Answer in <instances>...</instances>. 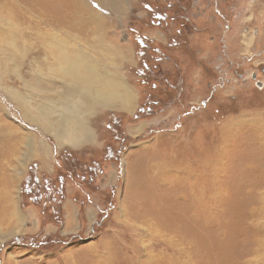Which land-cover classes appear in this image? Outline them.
Listing matches in <instances>:
<instances>
[{
  "label": "rangeland",
  "instance_id": "374dc122",
  "mask_svg": "<svg viewBox=\"0 0 264 264\" xmlns=\"http://www.w3.org/2000/svg\"><path fill=\"white\" fill-rule=\"evenodd\" d=\"M214 1L82 0L100 19L83 58L133 91L129 108L48 85L28 15L2 12L16 35L0 34V124L17 149L0 161L15 205L0 264H264V0H225L243 15L241 54L219 42L206 58ZM73 102L90 128L75 146L30 120L39 108L61 120Z\"/></svg>",
  "mask_w": 264,
  "mask_h": 264
},
{
  "label": "bare ground",
  "instance_id": "6f19581e",
  "mask_svg": "<svg viewBox=\"0 0 264 264\" xmlns=\"http://www.w3.org/2000/svg\"><path fill=\"white\" fill-rule=\"evenodd\" d=\"M2 12H6L9 19L14 16L28 15L29 20L25 21L28 27L26 38L38 44L39 50L44 54L43 59L35 66L39 70H47L46 83L48 85L53 80L63 81L64 84L66 80L76 84L84 83V86H88L85 92L86 100L96 101L92 106L100 100L107 105L119 103L125 108L133 105L135 94L131 89L121 82L113 81L109 77L111 75H100L83 58L85 51L80 46L85 43L86 39H92L89 37L96 34L100 19L92 9L85 6L82 0H0V15ZM11 24L14 27V23L11 22ZM11 29L15 33L14 29ZM12 30L0 29V34L5 32L9 36ZM19 40L21 39L18 38ZM90 43L93 49L96 48L93 40ZM91 86L95 88L93 92L90 89ZM62 93L64 94V90ZM73 106L71 114L68 113V116L61 120L56 118L54 120L53 117L47 118L45 108L43 110L39 108L38 112L32 109L30 113L36 116H30V120L39 122L45 129L53 127L55 130L53 136L59 143L65 142L75 146L90 135V128L86 126L85 115L82 116L79 111L78 102H73ZM51 120H54L57 125L55 126L54 121L52 124ZM5 127L7 128L6 133L4 132ZM10 128L7 122H1L0 161L11 159L17 149ZM3 170L4 168L0 169L1 174ZM8 182L9 179L6 176L0 177V226L8 224L11 216L15 214L12 195L10 196V191L6 187Z\"/></svg>",
  "mask_w": 264,
  "mask_h": 264
},
{
  "label": "crops",
  "instance_id": "0c3cea01",
  "mask_svg": "<svg viewBox=\"0 0 264 264\" xmlns=\"http://www.w3.org/2000/svg\"><path fill=\"white\" fill-rule=\"evenodd\" d=\"M214 3H215V4H213L214 6L212 5V9L210 8L211 9L210 15L212 14V16L209 17L205 22L207 32L204 33V35L208 39L207 44L205 42L203 34L201 36V39L204 41L203 44L201 45V48L204 51V56L206 58L212 57L216 51L217 46L219 45V42H221L220 43V47H221L220 52L224 58L225 57L227 58L229 51L231 52V55L233 54V56H234L235 53H240L239 52L240 50H238V46L236 47V42L238 40H240V42H242V39H241L240 35L238 34L239 33L238 26L240 24V19L242 18L243 15L238 16V17H235L233 15L231 18H228V9L230 7L229 3L225 0L224 1L220 0L219 3L214 1ZM251 4H252V1L247 2V1L237 0V1H234V3L232 5L234 6L233 8L245 9L247 7L251 8V6H250ZM218 17L223 18L224 22L227 23L224 26L222 34L221 33L217 34L218 30L215 28L216 25L219 23ZM196 23H200V22H198L196 20ZM194 33H195V37L197 38L198 37V35L196 34L197 31ZM196 41H197V39H196ZM174 46L177 48H180L182 46V44L175 42ZM226 71H228V69ZM201 78H202L201 74H199L197 72V75L194 79V85L196 87H197V84L199 83V81L201 80Z\"/></svg>",
  "mask_w": 264,
  "mask_h": 264
},
{
  "label": "built area",
  "instance_id": "2783aa9c",
  "mask_svg": "<svg viewBox=\"0 0 264 264\" xmlns=\"http://www.w3.org/2000/svg\"><path fill=\"white\" fill-rule=\"evenodd\" d=\"M254 77H255V75H254ZM259 83V82H258Z\"/></svg>",
  "mask_w": 264,
  "mask_h": 264
},
{
  "label": "trees",
  "instance_id": "16d2710c",
  "mask_svg": "<svg viewBox=\"0 0 264 264\" xmlns=\"http://www.w3.org/2000/svg\"><path fill=\"white\" fill-rule=\"evenodd\" d=\"M159 49V48H158Z\"/></svg>",
  "mask_w": 264,
  "mask_h": 264
},
{
  "label": "water",
  "instance_id": "95a60500",
  "mask_svg": "<svg viewBox=\"0 0 264 264\" xmlns=\"http://www.w3.org/2000/svg\"><path fill=\"white\" fill-rule=\"evenodd\" d=\"M258 83V82H257Z\"/></svg>",
  "mask_w": 264,
  "mask_h": 264
}]
</instances>
